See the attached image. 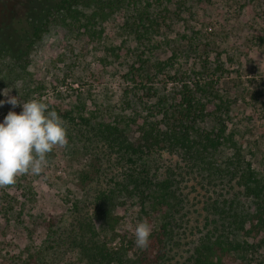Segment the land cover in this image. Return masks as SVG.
<instances>
[{"label":"trees","instance_id":"obj_1","mask_svg":"<svg viewBox=\"0 0 264 264\" xmlns=\"http://www.w3.org/2000/svg\"><path fill=\"white\" fill-rule=\"evenodd\" d=\"M137 3L14 0L1 10L0 89L10 88L23 102L43 100L44 86L28 70L42 34L57 25L78 36L115 8ZM151 6L140 5L135 19L152 21L158 30ZM141 27L148 33L152 23ZM163 65H152L153 72L143 66L129 96L119 101L123 106L107 104L99 119L73 117L71 110L59 114L67 133L98 151L103 161L94 169L90 197L74 204V224L65 240L84 264H243L264 243L262 177L228 130L226 102L211 103L213 86L203 77L161 74ZM173 80L179 85L168 86ZM140 90L146 92L144 99L137 95ZM127 203L137 210L136 222L152 226L145 249L119 227L115 212Z\"/></svg>","mask_w":264,"mask_h":264},{"label":"rangeland","instance_id":"obj_2","mask_svg":"<svg viewBox=\"0 0 264 264\" xmlns=\"http://www.w3.org/2000/svg\"><path fill=\"white\" fill-rule=\"evenodd\" d=\"M4 1L0 20L1 10L14 0ZM136 1L134 8H115L96 20L84 34L73 36L57 25L42 34L28 66L44 86L42 99L58 114L71 110L73 117L99 119L107 104L123 106L119 101L129 96L143 66L153 72L152 65L162 63L160 73L173 79L203 77L213 86L211 103L226 102L228 130L264 182V0ZM146 3L160 25L155 30L152 21H144L146 27L152 23L148 33L135 19ZM162 15H167L164 24ZM4 90L11 89H0V99L6 100ZM9 110L19 113L21 107L5 103L0 121ZM67 137V146L48 154L39 175H21L0 187V207L11 209L0 211V264H84L65 236L74 224L75 202L90 197L94 169L103 161L71 131ZM136 211L131 203L116 210L121 230L134 234ZM242 263L264 264V243Z\"/></svg>","mask_w":264,"mask_h":264},{"label":"clouds","instance_id":"obj_3","mask_svg":"<svg viewBox=\"0 0 264 264\" xmlns=\"http://www.w3.org/2000/svg\"><path fill=\"white\" fill-rule=\"evenodd\" d=\"M3 91L5 103L21 111L9 110L0 121V187L13 185L17 177L25 174L39 175L47 165V156L57 146L68 144L65 120L52 109L49 103L35 97L22 104L17 96ZM152 226L147 220H140L134 229V244L138 249L149 245Z\"/></svg>","mask_w":264,"mask_h":264}]
</instances>
